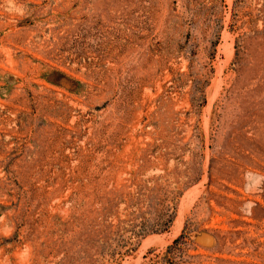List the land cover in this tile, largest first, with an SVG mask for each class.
Returning a JSON list of instances; mask_svg holds the SVG:
<instances>
[{"label":"rangeland","instance_id":"374dc122","mask_svg":"<svg viewBox=\"0 0 264 264\" xmlns=\"http://www.w3.org/2000/svg\"><path fill=\"white\" fill-rule=\"evenodd\" d=\"M0 264H264V0H0Z\"/></svg>","mask_w":264,"mask_h":264},{"label":"trees","instance_id":"16d2710c","mask_svg":"<svg viewBox=\"0 0 264 264\" xmlns=\"http://www.w3.org/2000/svg\"><path fill=\"white\" fill-rule=\"evenodd\" d=\"M216 43H217L216 41H214L212 43L213 48H215ZM201 100L204 101L203 95H202V99ZM172 222H173V218H170L168 221L164 222V224H162L160 228L155 229V228H153L155 226H150V228H148L149 230H148L147 233L165 232V231H167L170 228Z\"/></svg>","mask_w":264,"mask_h":264},{"label":"clouds","instance_id":"9594fccd","mask_svg":"<svg viewBox=\"0 0 264 264\" xmlns=\"http://www.w3.org/2000/svg\"><path fill=\"white\" fill-rule=\"evenodd\" d=\"M28 250H27V248L25 249V252H27Z\"/></svg>","mask_w":264,"mask_h":264}]
</instances>
